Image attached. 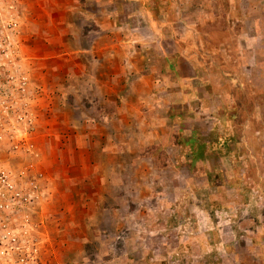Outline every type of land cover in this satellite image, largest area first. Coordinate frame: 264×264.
<instances>
[{
	"label": "rangeland",
	"instance_id": "1",
	"mask_svg": "<svg viewBox=\"0 0 264 264\" xmlns=\"http://www.w3.org/2000/svg\"><path fill=\"white\" fill-rule=\"evenodd\" d=\"M0 264H264V0H0Z\"/></svg>",
	"mask_w": 264,
	"mask_h": 264
}]
</instances>
